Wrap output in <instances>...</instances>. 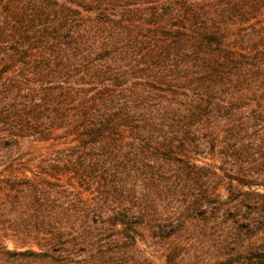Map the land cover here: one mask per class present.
<instances>
[{
  "label": "trees",
  "instance_id": "1",
  "mask_svg": "<svg viewBox=\"0 0 264 264\" xmlns=\"http://www.w3.org/2000/svg\"><path fill=\"white\" fill-rule=\"evenodd\" d=\"M152 247L264 264V0H0V264Z\"/></svg>",
  "mask_w": 264,
  "mask_h": 264
},
{
  "label": "rangeland",
  "instance_id": "2",
  "mask_svg": "<svg viewBox=\"0 0 264 264\" xmlns=\"http://www.w3.org/2000/svg\"><path fill=\"white\" fill-rule=\"evenodd\" d=\"M7 245L9 246V248L11 250H14L16 247V244L12 240L7 241ZM143 246H144V248H146L145 245H143ZM149 253H150V256H151L154 264H165V260H164L162 251H160L158 248H155V247L150 248ZM34 264H47V263L36 262Z\"/></svg>",
  "mask_w": 264,
  "mask_h": 264
}]
</instances>
